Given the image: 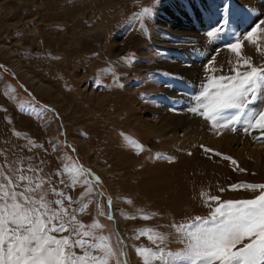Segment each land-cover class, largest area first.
I'll return each mask as SVG.
<instances>
[{
    "label": "rangeland",
    "instance_id": "374dc122",
    "mask_svg": "<svg viewBox=\"0 0 264 264\" xmlns=\"http://www.w3.org/2000/svg\"><path fill=\"white\" fill-rule=\"evenodd\" d=\"M202 1H208L207 16L226 15L231 22L208 35L217 27L208 19L206 44L218 38L223 43L204 63L200 85L187 104L181 96L188 79L168 63L169 49L158 41L177 37L161 32L156 20L167 17L164 4L176 3L174 9L184 12L191 0H0V184L8 177L23 191L27 182L18 177L24 174L33 186L43 180L35 196L43 191L49 201L59 199L58 192L71 197L69 213L86 226L100 224L93 231L110 238L120 264L119 253L127 264H144L142 248L184 252L191 228L180 226L206 218L218 203L210 197L252 199L260 190L242 185L264 184V169L243 142L247 135L252 147H264V129L245 131L248 114L264 110V89L228 127L222 125L238 110H224L214 122L200 114L197 99L219 77L244 71L238 61L264 66V31H257L255 43L243 39L264 14L252 27L244 22L238 28L230 18L234 10L244 21L252 5L264 0H226L229 11L222 7L225 0ZM145 8L151 12L142 16ZM237 41L240 56L228 47ZM192 50L182 57L187 64L198 57ZM184 113L195 119L173 129ZM143 118L155 119L162 130L144 127ZM170 131L231 133L234 140L224 151L200 139L179 141ZM69 203L64 200L66 208Z\"/></svg>",
    "mask_w": 264,
    "mask_h": 264
},
{
    "label": "snow or ice",
    "instance_id": "6c2138e0",
    "mask_svg": "<svg viewBox=\"0 0 264 264\" xmlns=\"http://www.w3.org/2000/svg\"><path fill=\"white\" fill-rule=\"evenodd\" d=\"M222 7L228 10L226 0ZM150 12L151 9L145 8L141 15ZM230 22L228 16L221 15L217 27L208 35L223 31ZM260 25H264V20L252 27L243 39L255 43L253 37L257 31H264ZM228 47L240 56L239 41ZM238 65L245 70L233 69L234 75L219 77L214 84L206 85L197 97L199 109H203L200 114L214 122L224 110H238L223 127L239 122L244 109L264 89V66H253L249 59L242 63L238 61ZM246 124L245 131L264 129V110L248 114ZM4 179L6 182L0 184V264H110L114 258L116 264H120L109 243L110 238L93 231L102 226L98 223L86 226L75 214L69 213L71 197L58 192L60 198L49 201L43 191L35 196L33 194L42 189L43 180L33 186L32 178L24 174L18 177L19 181L27 182L23 191L17 190L20 185L12 179ZM237 187L233 185L232 189ZM242 187L253 191L259 189L260 193L252 199L222 202L219 197H210L218 203L206 218L197 216L191 225L180 226L181 229L191 228L187 232L186 250L165 253L142 248L139 253L144 264H152L154 260L161 264H175V260H169V257L187 259L189 264H264V184ZM52 191L56 192V189ZM65 199L70 202L67 208ZM53 204L58 207L53 208ZM65 232L69 235H62ZM149 239L153 238L149 236ZM159 239L162 241L163 237Z\"/></svg>",
    "mask_w": 264,
    "mask_h": 264
},
{
    "label": "bare ground",
    "instance_id": "6f19581e",
    "mask_svg": "<svg viewBox=\"0 0 264 264\" xmlns=\"http://www.w3.org/2000/svg\"><path fill=\"white\" fill-rule=\"evenodd\" d=\"M207 2L208 1L203 2L202 0H191V2L186 4L185 6L184 9L185 14L181 10L182 8L180 7H179L180 9L177 8L174 9L176 3L169 2L168 4H164L163 6L164 15H166L167 17L164 16L165 18L156 20V23L160 25L161 32H164V30L166 29L177 37L176 41H169L167 39H162L158 41L160 42V47H168L169 49L167 54L169 58L168 63H170V65H172L174 68H176L175 70L176 73L180 72L181 74L186 75L188 79V82L185 81L189 83V87L187 86L185 89L186 95L184 97H182L183 95L181 96L182 99L186 100L187 104H190L192 102V97L194 96V92L198 89L200 85V74H201L200 72L203 68L204 63L207 61L211 52H214V47L216 49V47H218L219 45H221V43H223L222 42L223 38H218V40H215L210 44L209 43L206 44L205 42L206 28L209 25L208 19L214 20L216 23L217 21L220 20V18L218 17L212 19L210 16H207L210 15L208 14L209 9ZM255 4L257 7L252 5L251 9L249 10L251 15L245 18L244 21L239 20V16H237L238 14L236 15L234 10L230 12L231 14L230 18L233 19L236 27L238 28L244 27L243 26L244 22H247L248 26H251L254 21H257V19H259L264 14V2H262L261 4L257 2ZM202 15L206 17L205 20L202 19ZM178 48H185L186 52L187 49L191 51L193 48L192 52L196 53L195 55L198 56L197 59H195L193 63L187 64L186 60L188 59L186 58L185 60L182 58L185 57L186 55L185 50ZM175 56H177L178 58L180 57L181 61L179 60L178 62L177 60H175ZM184 114L186 115L184 116ZM184 114H182V116L174 122L175 127H173V129L174 128L176 129L177 127L184 128V126L188 125V122L195 119V117H189L187 113ZM184 117H186V119ZM142 125L151 130L159 131L162 130L163 128L162 124H160L155 119L143 118ZM165 126L167 125L165 124ZM185 133L183 132L179 134V132H175L173 133V135L177 138V140L179 141L182 140V142H184L183 140L186 141L187 139H191V140L200 139L199 141L200 143L201 142L206 143L208 144V146L210 145V147L212 146L214 148H221L224 151L229 150V145L227 146V144L229 143V141L234 140V135H232L231 133L224 134L223 136L206 135V134H201L200 136H195V135L188 136ZM247 138H249V136L247 135H245L243 138V142L245 143L244 148L254 158L255 162L257 163L259 162L262 168L264 169V147H259V146L252 147L251 144L248 142Z\"/></svg>",
    "mask_w": 264,
    "mask_h": 264
},
{
    "label": "water",
    "instance_id": "95a60500",
    "mask_svg": "<svg viewBox=\"0 0 264 264\" xmlns=\"http://www.w3.org/2000/svg\"><path fill=\"white\" fill-rule=\"evenodd\" d=\"M12 75H13V74H12ZM29 95H30V94H29ZM30 96L34 99V97H33L32 95H30ZM45 107H47L48 109L54 111L51 107H48V106H45ZM121 257H122L123 264H127V263H126V260H124L123 255H121Z\"/></svg>",
    "mask_w": 264,
    "mask_h": 264
}]
</instances>
